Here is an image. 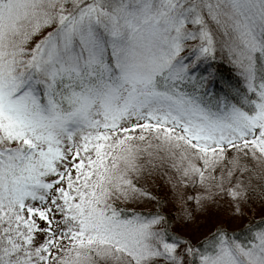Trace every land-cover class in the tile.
Segmentation results:
<instances>
[{
  "label": "snow or ice",
  "instance_id": "6c2138e0",
  "mask_svg": "<svg viewBox=\"0 0 264 264\" xmlns=\"http://www.w3.org/2000/svg\"><path fill=\"white\" fill-rule=\"evenodd\" d=\"M157 173L264 204V0H0V264H264V218L193 239Z\"/></svg>",
  "mask_w": 264,
  "mask_h": 264
},
{
  "label": "trees",
  "instance_id": "16d2710c",
  "mask_svg": "<svg viewBox=\"0 0 264 264\" xmlns=\"http://www.w3.org/2000/svg\"><path fill=\"white\" fill-rule=\"evenodd\" d=\"M222 71H225L228 75H231V70L228 64L222 63L221 65ZM149 189L153 192L154 195H157L162 198V206L160 208L161 212L166 215L169 219L170 223H173V226L176 231L181 232L182 227L186 224L185 220V211H183L182 207L179 204H176V201L168 200L166 198V191L163 190L162 185L159 183L153 185H147ZM220 206L218 209L221 211V224L223 227H226L225 221L230 222L233 218L232 211L229 207V201L227 197H220ZM252 202H248L244 204L243 207V215L242 219H240V223L236 225L235 228L230 229H238L241 224L259 223L261 218H264V204H261L259 199L255 195L251 196ZM119 204H124V201L118 202ZM146 211L156 207V202L153 201L151 205L140 204ZM240 217L239 215L236 218ZM245 235L244 232H238L239 237H243Z\"/></svg>",
  "mask_w": 264,
  "mask_h": 264
},
{
  "label": "rangeland",
  "instance_id": "374dc122",
  "mask_svg": "<svg viewBox=\"0 0 264 264\" xmlns=\"http://www.w3.org/2000/svg\"><path fill=\"white\" fill-rule=\"evenodd\" d=\"M37 38H39L37 36ZM165 171H169V169L165 168ZM157 176L159 177L157 180H149L147 185H153L155 184H161L163 187V190L166 191V198L168 200H174L176 201V204H179L183 211H185V208L187 205H191V208L188 210L192 212V216H186L185 220L187 221L186 224L182 227V234L191 236L193 239H198L202 235H207L208 232L212 230V226L217 223H221V211L218 209L220 206V197L215 198L214 202L210 203L209 205H206L203 209L196 208L195 201H184L181 202L179 199L175 198L173 195V189L171 187V184L167 181L165 177L157 173ZM187 195L194 196V191H189ZM120 202V201H118ZM240 219H242V216L236 218L233 217L230 222L225 221L226 228L229 230L232 228H235L238 223H240ZM243 220V219H242Z\"/></svg>",
  "mask_w": 264,
  "mask_h": 264
}]
</instances>
